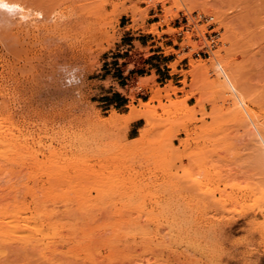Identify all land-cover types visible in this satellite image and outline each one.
I'll return each instance as SVG.
<instances>
[{"label": "rangeland", "instance_id": "1", "mask_svg": "<svg viewBox=\"0 0 264 264\" xmlns=\"http://www.w3.org/2000/svg\"><path fill=\"white\" fill-rule=\"evenodd\" d=\"M40 1L39 26L53 27L57 42L44 55L49 69L38 70L46 86L30 74L6 87L17 89L11 114L30 158L0 171V208L16 196L68 228L104 224L117 252L103 250L96 264H263L264 125L235 120L219 89L236 97L243 88V105L264 118V0ZM216 52L227 62L212 68ZM196 63L211 66L198 80ZM159 91L161 103L151 101ZM147 103L154 118L183 110L137 144L146 120L131 133L127 119ZM53 245L46 255L62 243ZM75 250L63 264H88Z\"/></svg>", "mask_w": 264, "mask_h": 264}, {"label": "bare ground", "instance_id": "2", "mask_svg": "<svg viewBox=\"0 0 264 264\" xmlns=\"http://www.w3.org/2000/svg\"><path fill=\"white\" fill-rule=\"evenodd\" d=\"M2 2L7 5V8L0 7V65L5 72L7 71V76L3 74L0 75V171H2V173L5 172L4 174L7 175L8 166H10V169L8 168V173H11V169L21 161L30 158L28 157L30 155L29 140L24 136L23 131L19 129V122H16L11 114V109L16 107L15 104L17 105L19 101L16 91L17 89L15 88L16 90L14 92H9L6 87H9L11 83L14 85L20 77L30 74L33 75L32 83L34 84V87L46 86L41 84L45 79L40 83L39 78L44 74H41V71L38 70H40L43 61L45 62L44 55H46V53L56 44L57 38L55 35L56 31H54L53 27H45L43 29L39 26L41 13L45 10L43 4L40 3V0H2ZM180 8L182 9L181 6ZM9 9H11V11H9ZM192 9L193 7H191L190 10ZM214 11L215 10H213V12ZM223 18H225V16ZM243 22L244 21H242V23ZM92 25L93 23L90 20L87 21L85 27L89 28ZM107 25L108 22L105 18L100 29H105ZM226 28L230 29V27ZM231 34L229 33L230 38L232 36L235 41L237 39L239 41L240 34L238 31L233 29ZM227 41H231V44L236 43H234L233 39H226V42ZM236 45L237 44L232 46ZM226 62L227 58L219 52L215 54V58L211 62L212 68H216L218 65H225ZM206 65L207 64L205 63H196L192 65V72L193 76L196 77L195 79L205 75V73L211 69V66H209V68ZM46 67L45 69H47ZM41 69H44V67H41ZM233 79L237 83L240 81L239 77L234 75ZM35 90L36 89H34L32 93L35 94ZM228 90L229 88H227V85L222 84L219 92H221V94L227 92L231 94L232 91L229 92L230 90ZM238 91V97L229 94L232 104H229L231 106L230 108L228 107L229 105L227 106L230 111L232 110L233 115L237 116L236 119L235 117L234 119H239L241 122H248L249 124L250 117V122L253 119L256 125L258 123L264 125V118H260L261 115H258L259 112L256 113L252 109L250 110L248 108L249 106L247 107V105H243L246 103V93L243 88L238 89ZM163 97L161 91H159L153 96L151 101H158L161 103ZM165 97H169V94L167 93ZM230 101L227 102L229 103ZM144 107L145 109L141 111L133 109L127 119V125L135 123L141 119L146 120V126L140 131L141 137L138 139L137 144L143 142L144 139L149 137L152 129L157 125V120L164 122L165 119L163 116H176L183 110V107H178L173 104L172 107L164 109L159 118H154L153 113L155 110L150 108L149 103L145 104ZM224 115L226 116L223 118H226L227 114ZM116 118L113 119L116 120L114 122H117ZM182 130L187 132L188 127H184ZM34 171L35 170L33 169L31 172L32 175H35ZM7 180L11 183L9 179H6V181ZM10 185L9 187H7V185L5 187H7V189L15 188V186L13 188L11 187L14 184ZM28 189L31 190L30 187H28ZM37 209L35 203H28L24 199H20L16 196H13L10 200L8 198V200L3 203L0 208V264H63V258H68L69 256L66 255H68V253L71 254V251H74V249H76V257L83 254V257L80 258H85L86 260H84L88 261V264L89 262L91 264H96L97 259L101 260L100 258L104 257L103 250H107V252L114 255L115 252H117V232L116 234L114 232V237H111L110 235L109 238H107L104 234L105 232L102 233L105 229L99 230L101 225L103 226L104 224L97 222V220L87 221L85 225L86 227L82 230H79L76 226L68 228L71 225L67 223L51 222L48 218L42 219L43 216L41 218V214L38 213L39 210ZM73 241H75L74 249L72 248L73 244L71 245ZM58 242H61L62 245H64V243H66V245L70 244V246L68 245V249L70 250H66L68 251L67 254L62 253L61 251L63 250H59L63 247L62 245L60 246L59 244L61 243ZM53 244L55 246L57 244L62 248L59 247L56 250L54 249L53 253L50 252L51 255H46L49 253L47 252L49 247L51 248V245ZM114 260L116 259L112 260L115 263ZM104 261L106 262V260H103V262ZM65 263L66 262H64V264Z\"/></svg>", "mask_w": 264, "mask_h": 264}, {"label": "crops", "instance_id": "3", "mask_svg": "<svg viewBox=\"0 0 264 264\" xmlns=\"http://www.w3.org/2000/svg\"><path fill=\"white\" fill-rule=\"evenodd\" d=\"M131 34H134V33L132 32ZM130 36H132V35H130ZM167 40H170V38H167ZM135 42H136V40H133L132 41V43H135ZM172 46H174V45L173 44L172 45H169V47H172ZM133 51H135V49H133L132 52ZM164 58L165 59L161 61L162 65H161L160 68H163V66H166L167 67V74L169 75V78H167L166 81H168V80L173 79V76L171 75L172 69L170 68V65L172 63H174L176 61V59L174 58L173 55L165 56ZM122 75L125 76V71L122 72ZM176 77H179V76H176ZM138 126H139V122H135L134 124H132L131 125V133H133L134 131H136L138 129ZM262 260H263V264H264V258Z\"/></svg>", "mask_w": 264, "mask_h": 264}, {"label": "built area", "instance_id": "4", "mask_svg": "<svg viewBox=\"0 0 264 264\" xmlns=\"http://www.w3.org/2000/svg\"><path fill=\"white\" fill-rule=\"evenodd\" d=\"M184 31H186V32H191L192 31L191 27L189 26V20L186 21V25H185ZM131 80H133V79H131Z\"/></svg>", "mask_w": 264, "mask_h": 264}, {"label": "snow or ice", "instance_id": "5", "mask_svg": "<svg viewBox=\"0 0 264 264\" xmlns=\"http://www.w3.org/2000/svg\"><path fill=\"white\" fill-rule=\"evenodd\" d=\"M0 7L7 8V5H6V4H4V3L2 2V0H0ZM9 11H11V9H9Z\"/></svg>", "mask_w": 264, "mask_h": 264}]
</instances>
